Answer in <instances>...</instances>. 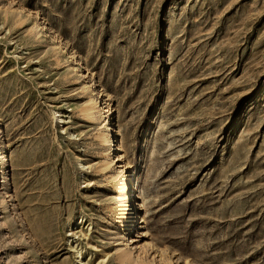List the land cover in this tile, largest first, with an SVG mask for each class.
Here are the masks:
<instances>
[{
    "label": "rangeland",
    "instance_id": "obj_1",
    "mask_svg": "<svg viewBox=\"0 0 264 264\" xmlns=\"http://www.w3.org/2000/svg\"><path fill=\"white\" fill-rule=\"evenodd\" d=\"M78 260L264 264V0H0V264Z\"/></svg>",
    "mask_w": 264,
    "mask_h": 264
},
{
    "label": "bare ground",
    "instance_id": "obj_2",
    "mask_svg": "<svg viewBox=\"0 0 264 264\" xmlns=\"http://www.w3.org/2000/svg\"><path fill=\"white\" fill-rule=\"evenodd\" d=\"M103 92H102L101 88H95L94 96H92L90 102L87 103V105H85V107L83 108L82 115L85 118L92 119V117H95V116H93L94 115L93 112L95 110L101 111L105 114L107 113V111H109V110H105L101 105L102 102H100V100H101L100 97L102 95H104ZM106 117H107V115L105 116V118ZM103 137L105 138V136H103ZM107 141L111 142L112 149H114V145H115L114 142L116 140L114 137V133L111 129L107 133ZM112 149L110 152H108V153L106 152L107 154L105 157L107 159L105 160V164H104L105 168H107L108 166L110 167V165H112L115 161V157H112V154H113ZM131 167H132V165L129 163V161H126V163L124 165L120 164L119 166H117V168H115L114 173H113V181H114L113 183L115 184L114 186H116L119 190L128 187V184L131 183L132 181H133V184H137L136 183V169L131 171V170H129ZM131 179H132V181H131ZM136 197H137V195H136ZM132 201H133V199H132ZM132 201H131V198L129 196H127V198H125L124 201L122 200V202L120 204H118L119 205L118 206V213L120 215L119 217L121 218V221L123 222V224L125 226H128V230H130L132 228V226H133L132 221H134V218H133L134 215L133 214H134V210H135L134 207L135 206L133 205ZM138 204H139V202H138ZM81 221H82V219H78L76 222V225H77V223H80ZM126 254L124 255L121 253V255H119V258H120L119 260H121L122 262L128 261L130 259V253L128 252V254L127 255ZM79 260L76 264H79ZM139 263L140 264H151L149 262L148 263L139 262Z\"/></svg>",
    "mask_w": 264,
    "mask_h": 264
}]
</instances>
